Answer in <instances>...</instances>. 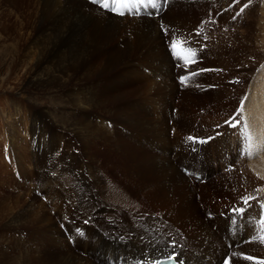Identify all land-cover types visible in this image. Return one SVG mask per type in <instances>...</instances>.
<instances>
[{
  "label": "bare ground",
  "instance_id": "obj_1",
  "mask_svg": "<svg viewBox=\"0 0 264 264\" xmlns=\"http://www.w3.org/2000/svg\"><path fill=\"white\" fill-rule=\"evenodd\" d=\"M34 1L36 13L31 31L25 37L23 49L19 52L14 50L18 52L14 64L17 68L23 65L24 76L39 87L68 86L77 80L69 94L79 105L80 127L78 129L77 124L75 128L78 129L82 154L87 160L83 158L76 164H67L62 177L55 180L50 176L44 177V181L40 179L43 181L41 195L46 200L44 202L43 198L39 199V194H34L29 206L27 219L31 229V246L28 256L15 254L16 259L11 262H7L11 258L6 261L1 256L0 264H158L170 258L178 264H218L224 256H228L229 261L225 259L221 264H248L246 257L249 253L255 256L253 251L257 249L259 255L263 254L259 238L264 241V226L262 229L259 221L264 220V212L261 215L258 198L263 197L264 181L252 174L264 179V68L253 75L241 72L245 66L255 68L264 60V31H259V34L258 30L252 29L256 16L253 14L251 17V25L245 27L244 36L241 34L239 37L235 29L230 31L231 28L226 27L229 30L224 35L217 30L220 33L217 41H210L213 43L205 52H202L201 43L194 39L176 45L173 51L166 43L167 37L174 40L184 34L189 35L197 27L190 12L192 14L198 9L208 14L210 11L217 13L225 0H144V4L149 2L147 5L156 2L157 8L144 5L132 11L131 17L124 18L113 17L111 13L90 5V1L89 4L83 0ZM152 14L159 18L156 19L158 23L149 19ZM233 14L235 16L234 10ZM227 16V21L231 20L232 15ZM205 18L204 15V21ZM240 20L242 18L236 23L241 24ZM227 23L230 27L231 24ZM231 27L233 29L235 25ZM176 52L181 53L182 58H178ZM251 58L256 59V63L249 62ZM197 61L199 65L193 71L202 70L196 72L197 76L190 78V75V79H185L182 85V81L175 80L178 64L194 65ZM208 65L212 68L210 72ZM191 71L189 67L183 68L178 74L187 75ZM235 83L240 85L235 87ZM181 87L185 91H181ZM126 89H132L133 93H126ZM201 92L216 109L225 108L232 102L231 109L236 111L239 103L242 104L239 113L243 123L236 120V126L232 127L234 117L240 119L238 116L221 120L212 116L208 107L203 115H191L186 105L194 97L199 99ZM178 99L179 109L173 110ZM198 121L200 124H197ZM224 122L227 125L231 122L230 128L228 126L229 130L224 131L225 135L220 139L211 142L212 137L202 135L204 129L213 131V127ZM193 131L197 135L192 134ZM242 132H246L248 145L240 146L238 156L246 160H238L235 170L244 165L245 178L235 177L234 182L220 176L216 178L218 180L207 179L202 172L193 173L185 169L187 166L202 167L209 175L215 174L218 167L214 162L223 152L231 151L235 142L239 143ZM105 151L108 155L115 152L132 160L126 162L127 165L124 163L126 168H131V174L123 175L124 178L144 185L140 192L143 203L155 204L161 212L156 214H161L163 218L142 215L139 205L130 198V201L123 198L122 203L112 205L116 198L113 192H102L103 188H112L108 176L114 179L108 171L109 163L104 162V155L101 154ZM174 151L178 153L175 159ZM231 159L230 162H235ZM75 165L79 172L73 176ZM199 174L207 179L206 183L198 185L191 178ZM74 180L77 189L87 195L85 199L95 202L100 198L103 205L92 206L90 212L80 214L77 210L80 205L70 203L72 196L68 193L69 189L59 188L69 186ZM249 187H259L261 194H246L245 189ZM222 188L227 191L223 193L226 198L243 193L239 196L240 200L245 199L247 203H241L244 207L236 206L235 214L230 216L221 213V218L226 221L218 220L214 211L202 210L205 212L202 215L195 198L197 190H202V201L207 202L218 197ZM80 202L77 201L78 204ZM228 209L224 207L225 211ZM207 213L213 214V219L207 218ZM119 214L131 220L128 218L131 223L125 221L129 225H125L123 233L117 223L105 218ZM13 216L19 222L17 219L23 213H14ZM219 223L223 226L220 236L224 242L219 241L213 247L214 240H218L214 225ZM224 230H227L225 234ZM244 241L246 245H243ZM228 242L233 245L231 248ZM173 247H177V251ZM236 247L241 248L235 250ZM152 256L155 259L150 261Z\"/></svg>",
  "mask_w": 264,
  "mask_h": 264
},
{
  "label": "rangeland",
  "instance_id": "obj_2",
  "mask_svg": "<svg viewBox=\"0 0 264 264\" xmlns=\"http://www.w3.org/2000/svg\"><path fill=\"white\" fill-rule=\"evenodd\" d=\"M83 1H86V2L90 1V5H93V6L100 8L103 12L107 11L108 14L111 13L110 14L111 16L113 15V17L116 16L117 18H124V17H128V16L131 17L132 11L137 10L138 8H140L144 5H146L147 7H150L151 9L157 8L156 2L153 1L154 5H151V4L147 5L149 2L144 4V0H143V2H140L139 0H128V1L127 0H120L119 5L121 7L119 5L114 6L112 4V0H108L109 8H103L102 3H94L93 0H83ZM236 1H238V3ZM239 1L240 0H231V1L225 0L224 5H222L220 7V9H219L220 11H218L217 13H213L210 11L208 14V12L205 11V13H206L205 14L202 11H198V9L193 10L192 14L190 12L189 15H190L191 19L197 25V27L195 28L197 32L194 29L192 31L193 33L190 32L189 35L184 34L185 36L182 35L178 38H174V40L171 39L170 36H168L166 39L167 45L170 44V45H168V47H172L171 45L173 44V41L176 43V45H182V44L186 43L187 41H189L190 39L191 40L194 39V40H197L199 43H201L200 46L202 47V52L203 51L205 52L206 49L209 48L210 43H213L210 41L216 42L217 41L216 39L219 37V34L221 33L222 35H224L229 30L228 28H231L230 31H234V29H235L234 32L237 35H239V37H241V34H242V36H244L245 32H246L245 27H248L251 25V17H253V14L256 16V17L255 16L254 17L257 19V21L255 20L256 22L252 23V25H253L252 29H256V30H258V32L260 31L262 33L264 31V23H263L264 22V18H263L264 17V0H242L240 2ZM88 4H89V2H88ZM33 5H35V6H33ZM113 8H115L116 11H113ZM194 8H196V7H194ZM35 9H36V1H34V0H0V257L2 256L6 261L11 258L7 262L14 261L16 259L17 254L28 256V252H29L30 246H31V229H29L30 226H28V219H27L28 215H29V209H30L29 206H30V203L32 202L34 194H36V195L39 194V196H40L39 199L43 198V200L45 202V200H46L45 197L43 195H41L43 193V191L41 190V187H42L43 181H44L43 178L50 176V178L53 177L55 180L57 177H62L63 169L67 166V164H76L80 160H82L83 158H84V160H87V159H85V156H83V154H82V149H81L80 143H79V134H78V129L80 127L79 126L80 117L78 114V109H79L78 106L79 105L76 102L75 98L69 94V90L72 88L73 85L77 84V80L74 81L76 83L72 82V84H70L68 86H66V85H58V86L57 85H54V86L43 85V86L39 87V86L33 85L28 80V78L26 76H24V75H26V73H25L26 71H25V67L23 65L19 66L18 68L15 67L14 61H15V58L17 56V53L19 51H21V49H23L24 44H25V42H24L25 37H27V35L30 33L29 30L31 31L32 22L34 20V16L36 13ZM191 9H193V7H191ZM231 9H232V12H230ZM233 10H234L235 16H233L234 15ZM30 11H31V13H29ZM226 11H227V13H226ZM120 12H123L124 14L120 15L119 14ZM228 12H230V13H228ZM239 12H241V13H239ZM151 13H154V11H151ZM210 14H212V15H210ZM226 14H228V16ZM229 14L232 15L233 17L231 16L230 17L231 20L227 21L228 18H226V16L229 17L230 16ZM204 15L206 17L205 21H204ZM121 16H123V17H121ZM213 16H214V18H213ZM207 17H210L213 19L210 20V18L207 19ZM241 18H242V20L239 21L241 24H237L236 20L241 19ZM149 19H151V20L154 19L153 21L158 23L156 19H159V18H157L155 15L152 14V15H150ZM217 19H218V21H217ZM215 21H217V22H215ZM232 21H233V23H232ZM227 22H229L232 26L235 25V28L233 27V29H232L231 25L229 27ZM257 22H260V23L257 24ZM208 24H209V26H208ZM224 25H226V26H224ZM206 26H208V27L206 28ZM156 27H158V26L156 25ZM201 27L202 28L205 27L207 30L204 28L201 29ZM226 27H228V28H226ZM208 29L211 32H209ZM225 29H227V30L224 32ZM217 30L220 33H218ZM213 31L214 32L217 31L215 33L216 35L218 34L217 37H216V35H214ZM194 32H195V34H194ZM212 32H213V34H212ZM260 32H259V34H260ZM201 34H203V35H201ZM22 35L24 36L23 39L21 38ZM191 35L193 36V38H191L192 37ZM207 38H209V39H207ZM169 40H172V41H169ZM200 46L198 44L199 48H200ZM15 49H17L18 52L15 53V51H14ZM248 57H249V54H248ZM135 61H137V60H133V62H135ZM137 62H139V61H137ZM204 62H205V59H204ZM249 62L256 63V59L251 58V60H249ZM182 64L184 65L185 63H182ZM182 64H178L180 66L177 65V67L175 68V77H174L177 82L179 81V83H180V81H182L180 83L181 85L185 79L188 80L194 76H197L198 75L197 73L202 71L201 69L193 71V69H195V66H197V64L199 65V62L198 63L195 62L194 65L193 64L189 65L188 63H186L183 68L187 69L189 67V69L191 68L193 72L191 71L190 73H188L189 75L188 74L186 75L184 73L178 74V73H180V69H183L181 67V66H183ZM200 64H201V62H200ZM208 66H207L208 72H210L209 70H212V68L210 66L209 67ZM258 66H259V68H258ZM258 66H256L255 68H250L249 66H245V70L241 68L242 69L241 72L242 73L244 72L243 74L249 73L251 75L258 73L260 70H262L264 68V60ZM237 69L239 70L240 67ZM246 70H248V71H246ZM250 70H251V72H250ZM193 73H194V75H193ZM195 74H197V75H195ZM190 75H191V77H190ZM227 76L229 79H231V77L229 75H227ZM184 77H186V78H184ZM188 77H190V78H188ZM29 83H30V85H29ZM228 85L233 86V84H228ZM234 85H235V87H238L240 84L238 85V83H235ZM241 87L244 88L245 86L242 84ZM182 88L183 87H181L180 90L185 91ZM125 92L126 93H129V92L133 93V90L132 89H126ZM64 94H66V95H64ZM204 96H206V95H203L201 92V96L199 99L194 97V98H192V100H190V104L186 105L187 106L186 110L188 112H190L191 115L196 116V117L200 116L199 115L200 113L203 115V113L206 111L205 109H207L206 107H208V112H211L212 116H218L221 118V120L227 119L228 117H231V116L232 117L238 116L240 119L234 117L235 120H234L233 124H236V122L238 120H240L243 123L241 114L239 113L240 112L239 108L242 107V104L240 105V103H239L238 108H236V111H235V108H233L234 110L231 109L232 102L228 103L225 108L216 109L215 108L216 106L212 102H210V100L206 99ZM239 98L236 99V103H237ZM178 102H179V99L176 100L175 105H177V106L173 110L179 109L178 104H177ZM212 106H215V107H212ZM228 107H230V108H228ZM238 109H239V111H238ZM230 110H233V111H230ZM74 113H76V114H74ZM230 114H232V115H230ZM56 118H57L58 122H57ZM228 120H226V122ZM54 121H56V122H54ZM68 121H70L71 124L68 123ZM240 121H238L237 123H239ZM226 122H224L223 125H218L217 127L216 126L213 127L214 128V129H212L213 131L204 129L205 131H203L202 135L212 137L211 142H214L216 139H220L221 137H223L225 135L224 131L229 130L228 126L230 125V123L227 125ZM56 123H58V124H56ZM197 124H200L199 121ZM75 126L78 129L75 128ZM229 128H230V126H229ZM235 129H231V130H235ZM200 133H202V132H200ZM217 133H219L218 136L216 135ZM192 134L197 135L196 131H193ZM212 134L214 135V137ZM245 134H246V132H242L240 134L239 143L235 142V144H233L231 146V151L225 152V153L223 152L221 154V157L217 158V162H214V163H216L215 166L218 167L215 174L209 175L207 172H205L204 168H202V167L197 168L194 166H187V168H185V169H189L193 173H195L194 171L202 172L204 175L207 176L206 177L207 179H208V177H210L211 179L214 178L215 180H218L216 178L220 176V177L228 178V179H230L231 182H234L235 177L245 178L244 176H246L245 175L246 169H244V167H245L244 165L241 166V169L238 166L239 168H237L235 170V165L238 164V160H240L241 162L246 160V159H242L240 156H238L240 146L241 145H248L247 136ZM184 137H183V139L186 140L187 138H184ZM207 142H209L208 139H207ZM204 144L209 145L206 143H204ZM138 146L140 147V144ZM102 149H104V147H102ZM106 152L107 151L103 152L105 154L101 153L102 156L104 155L103 158L105 160L103 158L102 159L104 160V162L107 161V163H109L110 169H108V171L111 172V175L114 176V179L112 177L109 178V176H108V179H109L108 181L110 182L109 184L112 188H110V189L109 188H107V189L103 188L102 192L104 194H107V193L109 194V193L113 192V194L115 195L116 198H115V202L112 203V205L122 203L123 202L122 200H124V199L129 200V201L131 199L132 201L133 200L135 201V204L139 205V207L141 208L140 210H142V211H140L142 215L148 214L151 217L156 216V218H159V217L163 218L161 214H156V213H161V212H160L159 208L156 207L155 204H153V203H150V204L145 203L144 204L143 203V198L140 197L141 196L140 192L142 193V189H143L142 187H144V185L140 184L138 181H136L137 182L136 183L132 179L127 180V178H124L123 175L127 176V174H131L130 173L131 168H126L125 164H126V162H131L132 160L130 158L127 160V156H121L119 153L117 154V153L113 152L111 155H108ZM219 152H220V150H219ZM263 152H264V147H263ZM173 153H175V155L173 157L175 159L177 157L178 153L176 151H174ZM229 157H230V159L231 158L234 159L235 162H232V161L230 162V159H228ZM227 159H228V161L226 164ZM230 163H232V164H230ZM231 166L234 167L233 170H232ZM76 167L77 166L75 165V167L73 168V174H74L73 176L78 175L79 170ZM223 168H224V170H223ZM246 168H247V166H246ZM184 172L186 174H188V172H186V171H184ZM184 172H183V174H184ZM232 172L234 175H232ZM252 176L257 177V178H259V180L264 181V179L263 178L261 179L260 177H258V175L252 174ZM191 178H193L198 185L199 184L202 185L203 182L204 183L207 182V179H204L202 177V175H200V174L195 175L193 177L191 176ZM40 179H42L43 181H41ZM39 182H40V184H39ZM75 184H76V182L74 180L73 183H71L69 186H65V187L60 186L59 188L61 190L62 189H64V190L69 189L68 193L69 194L71 193L70 195L72 196V200H70V203L75 204L76 206L80 205L77 209L80 214H84V215L87 214L88 212H90V210L93 209V208H91L92 206L101 207V205H103V202L101 201L100 198L95 199V202L88 201L89 200L88 198L85 199V197H87V195L82 194L80 192V190L77 189L78 188V187H76L77 184L76 185ZM113 184H115L116 187ZM39 186H40V189H39ZM103 186H106V185H103ZM250 186H252V184H250ZM258 188L259 187L246 188L245 193L246 194H252V193L256 192L255 193L256 195H260L261 193L258 192ZM197 191L198 192H197L195 198H196L197 204L199 205L198 208L202 212V215H204V213H205L202 210H205L206 212L207 211H214V212H216V217L218 218V220H221V221L227 220V219L221 218V213H225L227 216L235 214L234 209L236 208V206L244 207V205L241 203L246 201L245 199L240 200L239 196L243 195V193H241L239 196L226 198L223 195V193H227V191L225 190V188H222V190H220L221 194L218 197L216 196V198L211 199L210 201L203 202L202 198H201L202 197V195H201L202 190L198 189ZM135 194H138L139 196L137 195V197H136ZM82 195H83V197L81 200L80 196H82ZM262 196L263 197L258 198V199H260L258 206H259V208H261V215L264 212V210H263L264 193L262 194ZM78 198L80 200H77ZM73 201H75V202H73ZM77 201L78 202L83 201L86 203L82 202V204H81V202H80L78 204ZM89 202H90V204H89ZM91 203H92V205H91ZM96 203H98V204H96ZM84 205H85V208H84ZM88 206H89V208H88ZM224 207H228L229 209L227 211H225ZM18 212H22L23 216L21 218L17 219V221H19V222H16V219H13L14 218L13 215H14V213L16 215V213H18ZM206 216L209 219H213V217H214V215L211 213H207ZM262 217L264 219V214L262 215ZM105 218L108 221L110 220V222H112V223L113 222L117 223V227L119 228V230L122 229L120 231L121 233L124 232L125 225L127 224L126 226H128L129 223H131L130 218L123 215V214H119V215L114 216V217L113 216H110V217L105 216ZM125 218H127V219H125ZM128 218L130 221L128 220ZM151 219L155 220L154 218H151ZM126 220L129 221V223H126L127 222ZM115 221H117V222H115ZM73 226H75V225H73ZM259 226L263 229L264 220L262 222H261V220L259 221ZM252 227H253V225H251V228ZM221 228H223V226L220 223L214 225V230L217 233V237H218L217 239L218 240H216V239L214 240L215 242H213V247H215L216 243L219 241L222 243L224 242L223 237L220 236ZM226 231L227 230H224L223 234H225ZM248 241L250 242V239ZM256 241H257V238H255L254 242H256ZM244 242H245V244H243V245H246V241H244ZM259 242H260L259 245L261 246V249L264 250V241L259 238ZM24 245L27 247H25ZM227 245H228V247L233 246L229 242L227 243ZM241 247H236L235 250H237V248L239 249ZM25 249H26V251H25ZM175 249L177 251V247H175V248L173 247V250H175ZM22 250H24V251L21 252ZM253 252L255 253V256H253L254 255L253 253H249L248 257H251V259H249L248 264H250V263L251 264H264V253L263 254L260 253L261 255H259L257 249L254 250ZM167 255H169V254H167ZM6 256H7V258H6ZM154 259H155L154 256H152V257H150L149 260L152 261ZM222 259L220 260V262L218 264H221V262H223L225 259L229 261L228 256H226V257L224 256ZM252 259L254 261H251Z\"/></svg>",
  "mask_w": 264,
  "mask_h": 264
},
{
  "label": "snow or ice",
  "instance_id": "obj_3",
  "mask_svg": "<svg viewBox=\"0 0 264 264\" xmlns=\"http://www.w3.org/2000/svg\"><path fill=\"white\" fill-rule=\"evenodd\" d=\"M93 2L94 3H102V7H104V8H109V3H108V0H93ZM119 3H120V0H112V4L114 5V6H116V5H119ZM113 10H115V8H113ZM120 15H123L124 13L123 12H120L119 13ZM172 49H173V51H175L176 50V43L175 42H173V44H172ZM190 50V49H189ZM176 55H177V57L178 58H182L181 57V53H179V52H176ZM229 123H231V122H229ZM232 127H235L236 125H231ZM246 203H247V201H246ZM247 259H251V257H246Z\"/></svg>",
  "mask_w": 264,
  "mask_h": 264
}]
</instances>
